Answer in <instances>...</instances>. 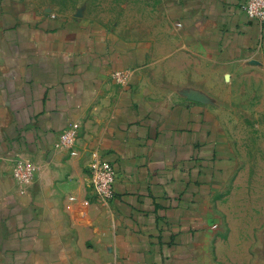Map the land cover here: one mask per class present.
<instances>
[{
	"label": "crops",
	"instance_id": "obj_1",
	"mask_svg": "<svg viewBox=\"0 0 264 264\" xmlns=\"http://www.w3.org/2000/svg\"><path fill=\"white\" fill-rule=\"evenodd\" d=\"M242 1L167 0L186 41L264 69V21ZM46 11L0 0V264H210L201 203L217 153L204 109L149 105L133 74L116 78L128 60L106 31ZM71 122L79 142L59 147ZM95 152L115 170L108 202L87 187ZM25 159L34 177L20 188Z\"/></svg>",
	"mask_w": 264,
	"mask_h": 264
},
{
	"label": "rangeland",
	"instance_id": "obj_2",
	"mask_svg": "<svg viewBox=\"0 0 264 264\" xmlns=\"http://www.w3.org/2000/svg\"><path fill=\"white\" fill-rule=\"evenodd\" d=\"M32 1L54 18L106 31L126 51L130 87L149 105L189 100L204 109L217 153L201 203L207 261L264 264V69L186 41L167 0ZM91 143L84 141L86 152Z\"/></svg>",
	"mask_w": 264,
	"mask_h": 264
},
{
	"label": "built area",
	"instance_id": "obj_3",
	"mask_svg": "<svg viewBox=\"0 0 264 264\" xmlns=\"http://www.w3.org/2000/svg\"><path fill=\"white\" fill-rule=\"evenodd\" d=\"M241 10L245 15L260 23L264 21V0H243L240 3ZM119 81H125L128 77L123 73H115ZM79 125L71 122L60 132L57 139L59 147L71 148L76 140ZM35 164L28 160H18L13 166L12 175L20 188L28 185L33 177ZM116 174L112 163L103 159L97 152L93 153L89 162V182L95 198L102 201L114 199V183Z\"/></svg>",
	"mask_w": 264,
	"mask_h": 264
}]
</instances>
